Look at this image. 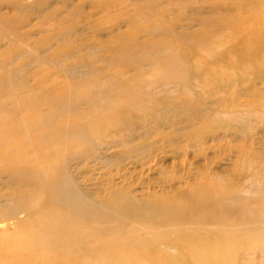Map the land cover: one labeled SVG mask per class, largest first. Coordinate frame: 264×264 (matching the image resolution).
<instances>
[{"label":"rangeland","instance_id":"rangeland-1","mask_svg":"<svg viewBox=\"0 0 264 264\" xmlns=\"http://www.w3.org/2000/svg\"><path fill=\"white\" fill-rule=\"evenodd\" d=\"M149 1L0 0V74L20 70V94L32 97L92 67L81 85H112L104 98L125 99L118 110L132 116L76 150L72 171L89 196L127 194L142 205L140 213L169 212L211 187L218 203L264 209V68L229 77L222 69L241 63L249 50L236 41L228 53H210L218 44L211 47L207 37L212 24L228 28L248 18L253 5ZM254 51L260 57L264 46ZM135 220L127 226H139ZM140 234L149 236L146 229ZM254 257L245 254L243 264Z\"/></svg>","mask_w":264,"mask_h":264},{"label":"bare ground","instance_id":"bare-ground-1","mask_svg":"<svg viewBox=\"0 0 264 264\" xmlns=\"http://www.w3.org/2000/svg\"><path fill=\"white\" fill-rule=\"evenodd\" d=\"M249 1L248 18L207 30L210 46L218 44L210 53H228L236 41L249 50L241 63L222 69L234 79L264 68V53L254 51L264 46V0ZM91 69L32 97L20 94V70L0 74V98L16 96L0 102V264H243L245 254L264 264V209L218 203L211 187L169 212L145 213L127 194L100 201L82 190L72 171L76 150L133 114L119 112L124 98H104L112 85L79 83ZM133 103L145 106L147 100ZM133 219L140 225L128 227Z\"/></svg>","mask_w":264,"mask_h":264}]
</instances>
